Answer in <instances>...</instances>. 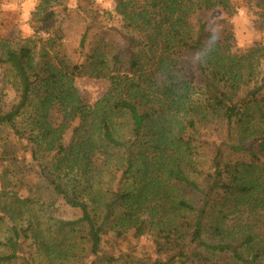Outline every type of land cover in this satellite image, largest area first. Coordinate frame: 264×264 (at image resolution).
Masks as SVG:
<instances>
[{"label": "trees", "instance_id": "trees-1", "mask_svg": "<svg viewBox=\"0 0 264 264\" xmlns=\"http://www.w3.org/2000/svg\"><path fill=\"white\" fill-rule=\"evenodd\" d=\"M64 1L0 40V264H264V41L210 27L234 1ZM79 78L109 87L87 104ZM145 238L157 259L122 249Z\"/></svg>", "mask_w": 264, "mask_h": 264}, {"label": "rangeland", "instance_id": "rangeland-1", "mask_svg": "<svg viewBox=\"0 0 264 264\" xmlns=\"http://www.w3.org/2000/svg\"><path fill=\"white\" fill-rule=\"evenodd\" d=\"M40 0H0V40H16L28 38L33 34L31 14L38 6ZM237 6V12L228 17L217 15L212 18L211 29L219 36L224 32H230L233 36L235 51H243L255 43L264 41V20L260 18V12L247 0H233ZM70 7L77 4L76 0H65ZM80 4L86 10L91 11L95 16L113 13L116 7L115 0H81ZM104 22L115 29L112 33L119 38L120 23L116 17H106ZM63 26L67 32L64 47L70 57L75 61L78 58L77 46L83 29L82 18L73 13L66 18ZM79 96L87 104H94L106 93L109 83L107 80H94L90 78H79L75 81ZM64 219L72 217L71 211L62 206L57 214ZM122 249L129 251L134 256L142 257V253L151 254L152 260L158 256L152 253L149 241L141 239L131 241L123 245Z\"/></svg>", "mask_w": 264, "mask_h": 264}]
</instances>
